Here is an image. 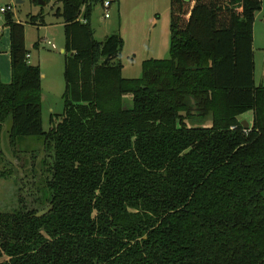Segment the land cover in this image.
<instances>
[{
	"label": "trees",
	"instance_id": "1",
	"mask_svg": "<svg viewBox=\"0 0 264 264\" xmlns=\"http://www.w3.org/2000/svg\"><path fill=\"white\" fill-rule=\"evenodd\" d=\"M102 1L60 0L54 12L64 108L47 131L24 26L3 13L12 76L0 82V133L9 120L13 152L36 137L51 160L41 161L40 207L19 199L0 211V264H264V85L253 61L261 0H169V56L144 60L139 78L122 76L118 34L94 37Z\"/></svg>",
	"mask_w": 264,
	"mask_h": 264
},
{
	"label": "rangeland",
	"instance_id": "2",
	"mask_svg": "<svg viewBox=\"0 0 264 264\" xmlns=\"http://www.w3.org/2000/svg\"><path fill=\"white\" fill-rule=\"evenodd\" d=\"M0 0V7L11 5L14 20L24 26V45L27 61L39 66L41 76V120L47 131L50 117L61 114L64 108V54L63 20L54 15L61 6L60 0H44L39 6L33 0ZM253 21L254 82L264 85V0ZM109 18L103 17L101 4H96L91 14V26L98 40L116 33L123 39L120 61L124 78H139L144 60L158 57L153 50L169 46V0H112ZM42 16V22L38 23ZM33 16V20H31ZM37 22V23H35ZM0 13V61L8 58L9 31ZM50 42L54 45L48 44ZM169 56L166 50L163 57ZM160 57V56H159ZM131 105V96L123 97V106ZM237 119L252 122L251 111H244ZM210 119L203 125L209 126ZM10 121L4 123L0 133V211H11L19 204L28 210L40 207L38 197L46 173L41 161L50 162L49 152L36 137L20 138L14 152L8 144ZM16 155V156H15Z\"/></svg>",
	"mask_w": 264,
	"mask_h": 264
},
{
	"label": "crops",
	"instance_id": "3",
	"mask_svg": "<svg viewBox=\"0 0 264 264\" xmlns=\"http://www.w3.org/2000/svg\"><path fill=\"white\" fill-rule=\"evenodd\" d=\"M110 1L112 3V0H110ZM9 50H10V42H9V49H8V58L6 57V58H4L3 61H0V82L3 84H8L11 82V76L12 75H11V67H10V52H9ZM63 50L64 49H61V52H63ZM166 50H168V47H166V48L162 47L159 50H157V49L153 50L152 52L158 54V57L156 56V57H152V58L160 59L161 57L164 56Z\"/></svg>",
	"mask_w": 264,
	"mask_h": 264
},
{
	"label": "built area",
	"instance_id": "4",
	"mask_svg": "<svg viewBox=\"0 0 264 264\" xmlns=\"http://www.w3.org/2000/svg\"><path fill=\"white\" fill-rule=\"evenodd\" d=\"M111 6V1L110 0H103L101 2V7H102V10H103V17L104 18H109V8ZM12 9V6L11 5H6V6H3V7H0V13H5L7 11H11ZM82 22L85 23V20H82ZM48 44H51L50 42H48ZM52 47H54L53 44H51ZM26 57L28 58V55H26Z\"/></svg>",
	"mask_w": 264,
	"mask_h": 264
},
{
	"label": "water",
	"instance_id": "5",
	"mask_svg": "<svg viewBox=\"0 0 264 264\" xmlns=\"http://www.w3.org/2000/svg\"><path fill=\"white\" fill-rule=\"evenodd\" d=\"M20 1L21 0H16L15 2L19 3ZM37 4L39 6H44L46 4V2L44 0H37ZM63 52H64V50H63ZM192 103H194L193 100H192ZM242 126L244 128H247L249 126V124H248V122L243 121L242 122ZM51 208H52V205H48V206L44 207L43 209H40L39 211H37L33 216L36 217V218L43 217V216H45L46 214H48L50 212Z\"/></svg>",
	"mask_w": 264,
	"mask_h": 264
},
{
	"label": "flooded vegetation",
	"instance_id": "6",
	"mask_svg": "<svg viewBox=\"0 0 264 264\" xmlns=\"http://www.w3.org/2000/svg\"><path fill=\"white\" fill-rule=\"evenodd\" d=\"M194 108V107H193ZM194 111H195V109H194ZM194 111H193V113H194Z\"/></svg>",
	"mask_w": 264,
	"mask_h": 264
}]
</instances>
